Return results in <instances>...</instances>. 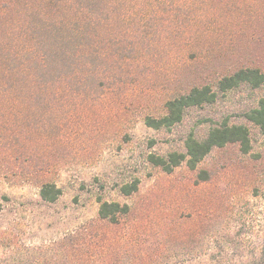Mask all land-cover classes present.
<instances>
[{
    "label": "rangeland",
    "instance_id": "obj_1",
    "mask_svg": "<svg viewBox=\"0 0 264 264\" xmlns=\"http://www.w3.org/2000/svg\"><path fill=\"white\" fill-rule=\"evenodd\" d=\"M245 66L264 70V0H0V264H264V134L245 117L264 88L216 89ZM203 84L212 103L144 123ZM222 122L247 151L147 160ZM103 201L128 211L102 218Z\"/></svg>",
    "mask_w": 264,
    "mask_h": 264
},
{
    "label": "trees",
    "instance_id": "obj_2",
    "mask_svg": "<svg viewBox=\"0 0 264 264\" xmlns=\"http://www.w3.org/2000/svg\"><path fill=\"white\" fill-rule=\"evenodd\" d=\"M247 84L254 88H264V70L256 67H240L230 74L222 76L216 83V89L226 91L228 89ZM217 96V91L209 84L192 86L184 93L174 95L164 103L165 111L159 116L146 115L144 123L152 128H170L180 122L185 110L191 106H201L212 103ZM250 122L259 127L264 134V96L258 100L255 107L245 113ZM238 142L243 151H247L249 145V131L243 124H228L222 122L211 127L203 137H195L189 133L185 138V151H170L164 155L149 153L147 160L153 165L159 166L163 171L169 173L182 162L190 169H195L203 157L213 148L222 147L227 143ZM197 180H205L208 174L200 170L196 174ZM137 182L124 184L121 191L130 194L137 188ZM61 189L54 183H44L40 188V196L43 200L54 201L60 195ZM128 211L126 204L103 201L99 207V215L111 221L117 220L118 214Z\"/></svg>",
    "mask_w": 264,
    "mask_h": 264
}]
</instances>
